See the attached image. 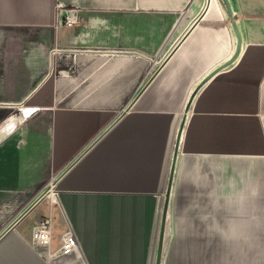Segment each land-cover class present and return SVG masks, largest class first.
<instances>
[{
	"label": "crops",
	"instance_id": "crops-1",
	"mask_svg": "<svg viewBox=\"0 0 264 264\" xmlns=\"http://www.w3.org/2000/svg\"><path fill=\"white\" fill-rule=\"evenodd\" d=\"M228 3L236 57L224 0H0V264H155L184 114L161 264H264V0Z\"/></svg>",
	"mask_w": 264,
	"mask_h": 264
},
{
	"label": "built area",
	"instance_id": "built-area-1",
	"mask_svg": "<svg viewBox=\"0 0 264 264\" xmlns=\"http://www.w3.org/2000/svg\"><path fill=\"white\" fill-rule=\"evenodd\" d=\"M58 7L62 8V3L58 4ZM75 18L67 16L64 23L67 25L74 24ZM53 232V219L52 216H42L37 221L32 230L31 245L43 249V253L46 257L49 256H78L80 249L78 246V239L73 230L68 228L61 236L60 247L53 251L51 248Z\"/></svg>",
	"mask_w": 264,
	"mask_h": 264
},
{
	"label": "rangeland",
	"instance_id": "rangeland-1",
	"mask_svg": "<svg viewBox=\"0 0 264 264\" xmlns=\"http://www.w3.org/2000/svg\"><path fill=\"white\" fill-rule=\"evenodd\" d=\"M21 31H25L23 29L19 30V32ZM26 105L23 103H18V102H14V101H9V102H3L0 101V124L3 122V120H5L8 116L10 115H22L26 113ZM21 124H19L18 127H20ZM168 158H169V154H168ZM169 160L167 159L166 165L168 164ZM168 166H165V171L167 170ZM44 204V203H43ZM42 206H39L35 211H33L32 213H30L23 222V226L26 227L25 228V235H28V233L31 231L33 224L36 221V216L37 214L40 212V210L42 209ZM5 210V209H4ZM3 210V212H4ZM48 215L50 214L49 211L47 212ZM53 232H52V237H53V241H52V250H55L59 247V245L61 244V240H60V235L63 232V229L61 228V226L59 225V221L56 218V215L53 216ZM12 219V216H6L5 214L0 216V233L4 230V228L6 227L5 225ZM30 244L31 240H30ZM32 248L41 256H43L44 258H46V256L43 253V249H39L33 245H31ZM58 264V262L56 263ZM61 264H65V263H61Z\"/></svg>",
	"mask_w": 264,
	"mask_h": 264
},
{
	"label": "water",
	"instance_id": "water-1",
	"mask_svg": "<svg viewBox=\"0 0 264 264\" xmlns=\"http://www.w3.org/2000/svg\"><path fill=\"white\" fill-rule=\"evenodd\" d=\"M225 2V5L228 9V12H229V15H230V18L234 24V27H235V30H236V33H237V36H238V46H237V50H236V53H235V56L236 57L240 51V48H241V41H240V35H239V32H238V29H237V26H236V22L234 20V15L232 14L231 12V9H230V5L228 3V0H224ZM192 102V98L191 100H189L188 102V105H187V108H186V113L188 112V109L190 107V104ZM185 121H186V115L183 116V119H182V123H181V126L179 128V131H178V135H177V138H176V146H175V150H174V163H173V168H172V177L170 179V185L168 187V190L166 192V199H165V203H164V210H163V217H162V226H161V230H160V234H159V242H158V247H157V256H156V262L155 264H161V257H162V251H163V242H164V228H165V221H166V215H167V209H168V204H169V200H170V192H171V187H172V179H173V175H174V169H175V162H176V158H177V154H178V148H179V142H180V138H181V134H182V131H183V128H184V124H185ZM1 141V140H0ZM49 190V189H48ZM48 190H45L41 196L38 198H42L46 192ZM29 211V208L26 209L21 215H19L18 217H16L1 233H0V240L8 233V231L10 229H12L16 224L17 222Z\"/></svg>",
	"mask_w": 264,
	"mask_h": 264
},
{
	"label": "bare ground",
	"instance_id": "bare-ground-1",
	"mask_svg": "<svg viewBox=\"0 0 264 264\" xmlns=\"http://www.w3.org/2000/svg\"><path fill=\"white\" fill-rule=\"evenodd\" d=\"M185 115V114H184ZM181 124V123H180ZM173 163H174V154H173V158H172V165L170 164V170H169V176H170V179H171V177H172V175H171V173H172V168H173ZM170 179H168V184H167V187H166V191H165V196H166V192H167V190H168V187H169V185H170ZM54 186V184L52 183L51 185H50V188H49V190L46 192V194H48L49 193V191L50 190H52L51 188ZM162 225V224H161Z\"/></svg>",
	"mask_w": 264,
	"mask_h": 264
}]
</instances>
